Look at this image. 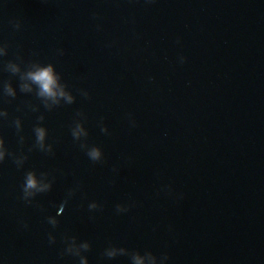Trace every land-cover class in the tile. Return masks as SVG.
<instances>
[{
    "label": "water",
    "instance_id": "1",
    "mask_svg": "<svg viewBox=\"0 0 264 264\" xmlns=\"http://www.w3.org/2000/svg\"><path fill=\"white\" fill-rule=\"evenodd\" d=\"M2 45L0 136L28 160L0 163V264H79L62 255L65 234L91 243L89 264H132L105 257L110 246L166 264H264V0H0ZM9 61L55 64L75 103L45 108ZM78 112L103 163L71 135ZM38 123L54 155L33 148ZM29 170L56 178L38 205L20 198ZM78 183L53 228L46 217Z\"/></svg>",
    "mask_w": 264,
    "mask_h": 264
},
{
    "label": "clouds",
    "instance_id": "2",
    "mask_svg": "<svg viewBox=\"0 0 264 264\" xmlns=\"http://www.w3.org/2000/svg\"><path fill=\"white\" fill-rule=\"evenodd\" d=\"M15 27L19 29L21 24L19 22L15 23ZM8 52L7 45L0 46V56H6ZM59 54L63 55L64 50L60 49ZM186 57L181 58L183 63ZM22 63V61H21ZM21 63L9 61L6 64L5 70L12 73L13 75H19L20 78V91L24 93H33L43 102L45 108L51 110L55 106H59L63 101L66 104H73L76 101V97L68 90V85L62 82L61 74L57 72L56 66L53 63L41 64L39 62H32L27 65V68H22ZM4 94L9 97L15 98L17 95L16 89L13 87L10 81H7L3 85ZM84 97H89V93L86 90H80ZM34 111L38 109H33ZM0 116L7 117L8 112H0ZM78 119L74 125L71 127V135L74 141L80 142L79 147L85 152L87 157L93 163H103L105 156L103 149L98 145H89L87 143V137L89 135L88 130L84 125V113L78 112ZM45 117L43 115L38 117V121L43 122ZM15 127L18 132L22 131V121L17 118L15 121ZM133 127L136 126V122L131 120ZM100 131L105 134H110L109 129L103 123V118L99 123ZM35 133V144L34 149L39 151L54 155V146L47 143L48 139V129L42 126V123H38L34 129ZM24 137H20V143L23 144ZM32 149H30L31 151ZM11 156L14 163L18 168H23L25 162L28 160L26 154L17 155L14 152H9L6 147L5 140L0 136V163H3L7 157ZM113 171H118L117 168H113ZM55 176L50 172H40L39 174L35 170H29L24 175L23 184L21 186V199L27 205L37 204L36 197L40 194L48 193L52 190L55 183ZM170 189V186H167ZM82 188V184H77L75 187L69 189L67 197L59 206V213L57 215H49L46 217L47 223L53 228H56L60 224L58 215L62 214L65 207L68 204L69 199L74 197L77 192ZM102 205L97 201H92L88 204L89 211L102 210ZM132 205L117 204L115 210L118 214L127 213L130 211ZM94 219V217H93ZM24 228H28L29 225L26 222H22ZM56 236L49 232L48 241L50 244L56 243ZM66 248L63 250L62 255H71L79 258V264H89V259L84 253L88 252L92 245L89 241L78 242V237L68 236L67 234L63 237ZM103 255L109 259L115 258L120 255L129 256L131 258L132 264H166L169 260L167 253L161 256L155 255L151 251H146L143 254L139 251H130L124 247L110 246L105 249Z\"/></svg>",
    "mask_w": 264,
    "mask_h": 264
}]
</instances>
